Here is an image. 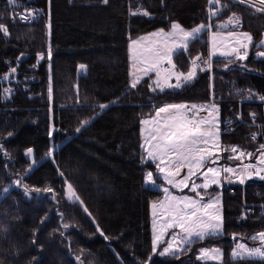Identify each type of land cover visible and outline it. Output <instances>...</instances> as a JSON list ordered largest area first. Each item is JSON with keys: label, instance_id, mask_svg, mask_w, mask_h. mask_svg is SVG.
Instances as JSON below:
<instances>
[{"label": "trees", "instance_id": "obj_1", "mask_svg": "<svg viewBox=\"0 0 264 264\" xmlns=\"http://www.w3.org/2000/svg\"><path fill=\"white\" fill-rule=\"evenodd\" d=\"M29 2L43 11L39 22L9 26L4 19L0 21L10 33L8 39L0 33V75L6 70L5 61L21 62L19 89L7 100L0 97V143L4 146L0 151V192L12 186L6 197H0V227L6 229L0 233V262L77 264L75 257L83 250L85 264H217L196 261L201 247H215L223 251V261L218 264H264V260L231 259L238 240L260 244L251 237L264 231V215H244L239 189L229 195L231 179L222 191L223 235L193 243L179 259L152 256L149 205L160 193L144 186V173L154 172L155 167L142 162L140 147V120L151 117L157 106L208 103L210 99L220 108L221 144L255 147L248 139L254 128L238 126L226 133L222 124L237 112L249 92L253 99L264 95V58L256 56L257 51H264L257 47L264 38V16L223 0L220 5H209L208 0H164L163 4L161 0H109L107 5L100 0ZM141 6L150 11L149 19L129 15L132 8ZM210 6L220 9L211 20ZM233 13L240 17V31L253 37L247 60L232 59L229 70L224 68L227 60H213L211 74L197 71L190 84L176 91L153 93L147 79L135 89L129 87L131 39L168 30L173 21L185 29L201 23L214 26ZM37 53L44 54L39 64ZM198 55L208 57L207 32L190 42L186 51L177 53L173 61L178 70L187 72ZM81 64L86 66V74L77 76ZM33 65L37 66L27 72ZM28 77L33 81L27 86ZM238 89L243 95L235 94ZM101 103L111 106L101 111ZM250 113L264 121V103H243L244 119L248 120ZM82 120L90 123L76 132ZM9 132L13 133L10 137ZM56 145L54 157H48L49 148ZM27 148L33 149L32 160L25 156ZM228 155L222 153L223 165L237 163L228 160ZM33 160L36 164L29 171ZM18 178L23 179L17 186L13 182ZM65 180L72 184L83 207L65 197ZM25 185L30 192L27 197ZM35 187L53 188L57 200L51 193L31 191ZM255 189L263 191L264 183L245 187L248 204L264 202L263 195L253 196ZM62 223L71 225L65 236L60 235ZM97 225L107 240L96 231Z\"/></svg>", "mask_w": 264, "mask_h": 264}, {"label": "snow or ice", "instance_id": "obj_2", "mask_svg": "<svg viewBox=\"0 0 264 264\" xmlns=\"http://www.w3.org/2000/svg\"><path fill=\"white\" fill-rule=\"evenodd\" d=\"M101 3L107 5L109 0H100ZM240 4H248L249 7H254L257 13H264V0H238ZM10 5L21 7L19 0H8ZM164 3V0H161ZM209 5H220V0H208ZM220 9L209 10V20L213 16L219 15ZM33 13H35L33 15ZM40 15L39 10H27L24 15L20 17L24 23H30L31 20H35ZM130 16L143 15L146 17L151 16L150 11L141 6L134 11L130 10ZM31 17V20L29 19ZM3 20V16L0 15V21ZM229 24L233 26L232 31H228L226 35H222L221 30L226 28ZM241 26L240 17L233 13L228 17L226 23L216 24L215 31H213L212 23H201L191 30H186L181 26L179 22L173 21L171 23V29L168 33L169 36L174 38V45L169 46L167 40L153 44L151 41L148 44H142L146 37H141L139 41L133 40L129 44V59L132 60L134 45H142L137 47L136 54L137 60L140 65H144L142 69L138 68V71H142L143 75H136L131 80L129 87L137 88L144 77H148L150 81L148 84L149 90L152 92H164L165 89H180L190 84L196 77V69L204 72L211 70L213 57L220 56L227 60L224 68L229 70V65L233 63L231 58H235L236 61H245L249 56V45L253 41V37L249 32L237 31ZM207 31L209 33V52L207 59L202 56H196L191 60V67L187 72L177 69L176 63L173 61L174 55H176L177 49L187 50L190 41H195L199 38L200 34ZM164 30L160 29L159 33H163ZM0 33H3L4 37L10 36L8 26L0 22ZM158 33H149L148 36L155 37ZM178 39H175L177 38ZM227 39L228 45H222L218 41ZM264 46V38L261 39L260 45ZM23 55V54H22ZM43 53H37V64L43 59ZM257 58H264V51L256 52ZM51 50L48 52V59L51 60ZM201 64L204 66L201 67ZM167 65V66H165ZM33 65L32 67H36ZM81 69L85 66L79 65ZM243 68L244 65L241 64ZM17 68L12 67L10 73H16ZM149 73H154L155 80ZM133 75L132 72L129 73ZM10 79V77H5ZM175 78V83L170 81ZM12 89H5V92L11 93ZM51 77L49 85V99L52 98ZM236 95H243V90H236ZM254 94L249 92L246 99H253ZM8 99L9 97H4ZM259 101L264 102V95H258L256 97ZM113 104L116 101L112 102ZM111 105L101 103L98 107L101 111L108 109ZM207 111L208 116H200V111ZM220 108L213 101L210 105H186L183 103H166L163 106H157L155 108V116L150 119H141V140L140 147L146 152V156L142 157V162L151 161L155 164L156 172L163 177V180L171 188L178 189L183 192L184 189H188L194 195H170L169 187H164L163 192L166 194L165 200L159 203V207L163 209L162 216L164 219L160 225L159 233H156V225H153L154 235L152 240V254H158L160 257H175L180 258L191 245L197 241H204L208 238L221 236L224 233L223 216L221 214L219 204L220 201L216 197H205L204 193L200 190L203 189L206 192L210 185H217L221 182V174H234L240 184H245L246 180L253 179V177L264 181V143L259 145L255 153L252 151L242 150L238 145L223 146L220 142V120H219ZM253 123H255L256 113H250ZM241 117H237L240 119ZM90 123V120H82L80 127L76 129V132H80L82 128ZM225 126L231 125L233 122L228 120ZM145 125H151L148 128V136H144ZM264 127V126H261ZM52 131L49 132L51 137ZM13 133L9 132L8 136H12ZM258 133H252L251 138L256 139ZM145 142L147 148H145ZM49 148L47 156L54 157L55 148ZM3 144L0 143V151H3ZM33 153L32 148H27L25 156L30 157ZM222 153H229L228 160L243 159L248 156L252 158L255 156L256 164L247 163L242 166L238 165L236 168L231 166H209L216 165L222 158ZM4 156L8 157V153L4 151ZM36 161L33 160L31 167H34ZM186 170V171H184ZM183 172V175H182ZM63 176V172H60ZM23 178H18L13 182L14 185H19ZM197 179H202L203 183H197ZM144 182L146 185H156L157 177L153 171H147L144 175ZM64 195L72 202H79L83 207V201L76 194L71 183L67 180L64 181ZM12 190V186L5 187L3 192H0V197H6ZM31 191L40 193H51L52 199L57 200V193L51 187H45L41 189L39 187L33 188ZM25 196H30L28 186L24 187ZM153 207H157L156 204ZM84 211L90 216L91 213L84 207ZM61 220H63V214ZM264 215V213H262ZM93 223H96L93 219ZM61 227L64 231L60 232L61 236H65L66 231L71 227L68 223H62ZM171 229V233L168 230ZM178 230V231H177ZM96 231L104 237L105 240L108 237L97 225ZM6 232V229L0 227V233ZM169 235L170 238L166 241L167 246L162 251H158V246L161 244V238L164 235ZM36 232H33L32 243L36 244ZM233 239H236L233 234ZM253 241L259 240L260 246L247 247L243 243H238L236 248L233 249L232 256L235 259H259L264 260V231H260L251 237ZM84 255L83 250L80 256H76L77 264H85V260L82 259ZM222 257L220 248H207L201 247L199 253L196 255V260H216ZM151 256L149 260H151ZM35 259V258H33ZM2 264V262H0ZM92 264V262H89Z\"/></svg>", "mask_w": 264, "mask_h": 264}, {"label": "built area", "instance_id": "obj_3", "mask_svg": "<svg viewBox=\"0 0 264 264\" xmlns=\"http://www.w3.org/2000/svg\"><path fill=\"white\" fill-rule=\"evenodd\" d=\"M225 2H228L230 4H233V5H236V6H239V7H242L244 9H247L255 14H258V15H261V16H264V13H257L254 9V7H249L248 4H240L238 2V0H223ZM19 3L23 6L21 7H16L14 5H10L8 3V0H0V8H1V14L3 16V19L6 21V23L9 25V26H18V25H25V26H30L34 23H37L39 22L43 16H44V13L43 11L36 7L35 5H33L32 3L29 2V0H19ZM32 9H35V10H39L40 12V15L35 19V20H31V17L29 18L31 20L30 23H24L21 21L20 17L22 15H24L26 13L27 10H32ZM212 9V8H210ZM209 9V10H210ZM215 10V9H213ZM35 13H33L34 15ZM241 21V20H240ZM226 21L220 23V24H223V23H226ZM242 27V24L241 26L239 27V29H236L237 31H239ZM213 29L215 30V25L213 26ZM234 30L233 29V26L231 24H229L226 28H223L221 30V32H228V31H232ZM8 39V38H7ZM26 57V56H25ZM20 60H15V61H5L4 62V66L6 67V70L3 74L0 75V86H1V89H0V97L2 100H7L5 99L4 97H10L12 96L15 91L17 89H19L18 87L20 86V73H19V68H20ZM167 66V65H165ZM204 65L201 64V67H203ZM12 67H15L17 68V72L16 73H10V69ZM32 70H34V67L30 66L27 68V72H31ZM197 71H199V68L196 69ZM210 71V70H208ZM208 71H204V72H208ZM201 72V71H199ZM5 77H10V79L8 78H5ZM26 85L28 86V84H30V82L33 81V78L32 77H28L26 78ZM12 89L11 93H8V92H5V89ZM24 89L28 88L26 86L23 87ZM9 99V98H8ZM213 102V100H209V102L207 103L208 105H210L211 103ZM264 103V102H261L259 101L257 98L256 99H251V100H248L246 99L245 101L243 102H240L237 106V112L231 114L230 116H227L224 120V122L228 121V120H231L233 123L229 126H225V123L223 122L222 124V127L223 129L225 130L226 133H230L232 132L235 128H237L238 126H246V127H252L254 128V131L251 132L249 135H248V139L255 145V147L253 149H242V150H247V151H252L253 153H255L256 149L259 148V145L264 143V127H261V126H264V121H257L256 118H255V123H253V120H252V117H249L248 120L244 119V117L242 116L241 114V105L243 103ZM241 117L240 119H237V117ZM252 133H258L257 137L255 140H253L251 138V134ZM237 163L235 164H230V163H225L223 166H231L233 168H236L238 165L242 166L243 164H247V163H252V164H256V159H255V156H253L252 158H249L248 156H245L243 157V159H234ZM228 176H230V179L232 180L231 183L229 184L228 186V191H229V195L233 196L236 194V190L239 189L240 191V195H241V198H242V204H243V213L245 216H252V215H262V213L264 212V202H253V203H247L246 202V199H245V196H246V193H245V187L248 185V184H253V183H264V181H260L259 179L253 177V179H250V180H246L245 181V184H240L238 182V180L236 179V175L234 174H227ZM260 195H263L264 196V190L261 191L260 189H255L254 190V194L253 196L255 197H259Z\"/></svg>", "mask_w": 264, "mask_h": 264}, {"label": "rangeland", "instance_id": "obj_4", "mask_svg": "<svg viewBox=\"0 0 264 264\" xmlns=\"http://www.w3.org/2000/svg\"><path fill=\"white\" fill-rule=\"evenodd\" d=\"M135 9H136V7H135V8H132V11H134ZM136 16H143V15H136ZM143 17L148 18V19L150 18V16H149V17L143 16ZM170 29H171V24H170L169 29H168V30H164L163 33H159V30H160V29L155 30V31H152V32H149V33H153V32L158 33V35L155 36V37L148 36L149 33H146V34L141 35V36H139V37H137V38L131 39V40L128 42V60H129V61H128V64H129V73H130V72L133 73L132 76H130V74H129V76H130L129 84H130L131 80L135 78L136 75H143L142 71H138V68H139V69H142V68L144 67V65H140V64L138 63V60H137V54H136V49H137V47H141L142 45H134V47H133L132 60L130 61V59H129V44L131 43V41H133V40H137V41H139L141 37H146V39L142 42V44H148L150 41H151L153 44H155V43L163 42L164 40H167L168 45H169V46H173V45H174V38L168 35V33L170 32ZM186 30H191V29H186ZM213 30H214V29H213ZM214 31H215V30H214ZM205 32H207V31H205ZM226 33H227V32H226ZM226 33H225V32H222V35H226ZM200 35H201V34H200ZM175 39H178V37L175 38ZM207 41H208V52H209L210 44H209V33H208V32H207ZM190 42H192V41H190ZM190 42H189V43H190ZM218 43H221L222 45H225V46H226V45H228L229 41H228L227 39H224V40H222V41H218ZM259 45H260V44H259ZM249 46H250V45H249ZM260 47L263 48L264 46H260ZM181 51H185V50H183V49H177V50H176V54L179 53V52H181ZM174 56H175V55H174ZM47 57H48V56H47ZM43 58H44V56H43ZM220 59H221V60H225V58L220 57V56H218V55L213 57V60H220ZM231 59H235V58L233 57V58H231ZM42 60H43V59H42ZM211 71H212V70L208 71V73L211 74V73H212ZM196 72H197V70H196ZM198 72H199V71H198ZM85 74H86V66H85L83 69H81V68L78 66V67H77V76H83V75H85ZM149 75L152 76V79H153V81H154V80H155V75H154V73H149ZM144 79H147V80H148V77H144L143 80H144ZM148 82H150V81L148 80ZM170 82H171V83H175V78H173ZM176 90H179V89H165V91H176ZM151 92H152V91H151ZM153 93H161V92H159V90H157L156 92H153ZM183 104H186V105H191V104H197V105H201V104H203V105H208L207 102H205V103H183ZM198 115H200V116H208V112L202 110V111H200V112L198 113ZM154 116H155V112H154V114H153L151 117H154ZM151 117H147V118H144V119H150ZM150 127H151V125H145V126H144V128H145L144 136H145V137L148 136V128H150ZM140 136H141V125H140ZM141 143H142V140H141ZM147 146H148V145H147V143L145 142V148H147ZM141 151H142V153L144 154V156H146V152L144 151V149L141 148ZM28 158H29L30 160H32V156H30V157H28ZM146 163L152 164V165L155 167V164L152 163L150 160H149V161H146ZM209 166L221 167V166H222L221 159H220V161H219L218 164H216V165H209ZM149 171H150V170H149ZM184 171H186V170H184ZM146 172H147V171H146ZM146 172L144 173V175L146 174ZM153 173H154V175H156V177H157V183H156V185H151V184L146 185L145 182H144V186H145L146 188H149V189H151V190H153V191H156V192L160 193V197H159L157 200L150 202V205H149L151 243H152L153 235H154V228H153V225H154V224L156 225V233H159V231L161 230V229H160L161 222H162V220L164 219V217L162 216L163 209L160 208V207L158 206L160 202H163V201L165 200V196H166V194L163 192V188H164V187H169V194H170V195H184V194L194 195V193H191L189 190H186V189H184L183 192H181V191H179L178 189L171 188L169 185H167V184L165 183V181L163 180V177L160 176V175L156 172V168H155V171H154ZM224 174H225V173H222V174H221V182H220L219 184H217V185H210L211 189L207 190L206 192H204V190H202V189L200 190L201 192L204 193L205 197L211 196V197H216V198L219 199V201H220L219 208H220L221 214H222V212H223V210H222V196H223L222 191H223V188H224L226 185H228L229 182H230V178H226ZM182 175H183V172H182ZM233 179H235V178H233ZM233 179H232V180H233ZM197 183H203V180H202V179H197ZM154 204H156L157 207L154 208V207H153ZM171 231H172L171 229L168 230L169 233H171ZM177 231H178V230H177ZM169 238H170V236L167 235V234L164 235V236L161 238V244L158 246V251H162L163 248L167 246L166 241H167ZM259 242H260V241H259ZM238 243H243V244H245L247 247H257V246H260V244H257V245H249V244H247L248 242H246V241L238 240V241L236 242V244L234 245L233 249L236 248V246H237ZM233 249H232V251H231L230 256H231V259H234V260H235V258H233V256H232ZM221 252H222V257H221L220 259H216V260H203V261H199V262H202V263H217V264H218V263H221V262L223 261V251L221 250ZM198 253H199V251H198ZM198 253H197V254H198ZM152 256H158V257H160L158 254H152ZM167 257H168V256L161 257V258H167ZM250 259H251V258H250ZM251 260H259V259H251ZM196 261H198V260H196Z\"/></svg>", "mask_w": 264, "mask_h": 264}, {"label": "crops", "instance_id": "obj_5", "mask_svg": "<svg viewBox=\"0 0 264 264\" xmlns=\"http://www.w3.org/2000/svg\"><path fill=\"white\" fill-rule=\"evenodd\" d=\"M209 189H211V187H210V186H209L208 190H209ZM186 190H188V189H186ZM202 190H203V189H202Z\"/></svg>", "mask_w": 264, "mask_h": 264}]
</instances>
